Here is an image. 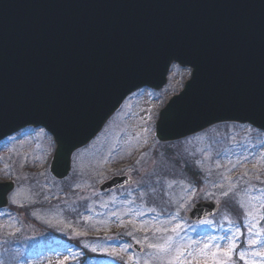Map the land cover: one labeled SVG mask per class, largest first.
<instances>
[{"label": "water", "instance_id": "95a60500", "mask_svg": "<svg viewBox=\"0 0 264 264\" xmlns=\"http://www.w3.org/2000/svg\"><path fill=\"white\" fill-rule=\"evenodd\" d=\"M174 63L191 75L157 116L158 143L219 124L264 131V0H0V141L44 128L55 145L49 172L64 180L73 153L134 92L160 91ZM14 189L0 184V210ZM217 211L200 202L186 217Z\"/></svg>", "mask_w": 264, "mask_h": 264}, {"label": "rangeland", "instance_id": "374dc122", "mask_svg": "<svg viewBox=\"0 0 264 264\" xmlns=\"http://www.w3.org/2000/svg\"><path fill=\"white\" fill-rule=\"evenodd\" d=\"M189 74L174 66L162 91L144 89L129 98L99 136L74 154L63 182L47 175L53 145L43 131L21 132L0 146V182L16 185L10 208L0 211V264H80L83 251L102 257L85 264H167L169 257L150 243L171 237L176 247L196 248L215 237L207 256L199 257L203 264L215 245L227 247L224 237L233 233L236 248L228 264H264V257L251 255L264 249V133L240 124L169 145L154 137L156 116ZM185 160L198 176H184ZM115 176L130 182L100 194L99 185ZM212 200L222 209L209 224L186 220L194 203ZM249 240L258 242L250 246ZM242 251L248 253L244 260ZM189 259L187 252L181 257Z\"/></svg>", "mask_w": 264, "mask_h": 264}, {"label": "snow or ice", "instance_id": "6c2138e0", "mask_svg": "<svg viewBox=\"0 0 264 264\" xmlns=\"http://www.w3.org/2000/svg\"><path fill=\"white\" fill-rule=\"evenodd\" d=\"M201 223L209 224L210 221L203 220L201 221ZM178 228L179 226L172 229V231L175 232L177 231ZM257 235H259V233H257ZM236 238L237 236L235 233H233L231 236L224 237V239L227 240V247L223 251H221V246L218 244L215 245L217 251L211 253V261H208L207 259H205L203 264H228V260L231 259V254L233 250L236 248V244H235ZM212 239H215V237H210L209 241H211ZM209 241L200 242L203 244V247H199V245H197L196 248H193L192 245H185L183 248H181V247L174 246L172 243V238L168 237L167 239L164 240L163 244H151L150 243L148 247L154 248L160 253H165L169 257V259L167 260V264H192L193 260H196V264H201L199 257L207 256V253L205 250L210 248ZM257 242H258L257 240L248 241L250 246L255 245ZM85 247H88V245H85ZM92 250L95 251L96 249L93 248ZM173 252L175 253L174 256L172 255ZM185 252H187L188 257H190L191 259L187 261L181 260V257L185 255ZM239 255H240V259L244 260L245 256L248 255V253L242 251L240 252ZM251 255L264 257V249H262L259 252L251 253ZM219 256H223L225 259L221 260L218 258ZM145 264H149V262L146 260ZM245 264H255V261L245 260Z\"/></svg>", "mask_w": 264, "mask_h": 264}, {"label": "trees", "instance_id": "16d2710c", "mask_svg": "<svg viewBox=\"0 0 264 264\" xmlns=\"http://www.w3.org/2000/svg\"><path fill=\"white\" fill-rule=\"evenodd\" d=\"M184 163H186V166H185V167H186L188 170L191 171V170H194V169H195V168L193 169V166H191V165L189 166L188 161L185 160ZM76 245H77V244H76ZM77 246H78V245H77ZM86 258H94V257H93V255H91L90 253L88 254L86 251H83V257L80 258V259L78 260L79 263H80V264H83L84 261L86 260Z\"/></svg>", "mask_w": 264, "mask_h": 264}]
</instances>
